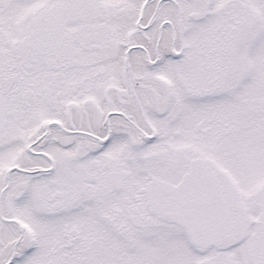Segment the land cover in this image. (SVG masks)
I'll return each mask as SVG.
<instances>
[{"label":"snow or ice","instance_id":"6c2138e0","mask_svg":"<svg viewBox=\"0 0 264 264\" xmlns=\"http://www.w3.org/2000/svg\"><path fill=\"white\" fill-rule=\"evenodd\" d=\"M0 264H264V0H0Z\"/></svg>","mask_w":264,"mask_h":264}]
</instances>
